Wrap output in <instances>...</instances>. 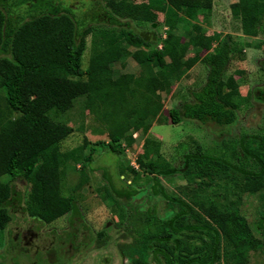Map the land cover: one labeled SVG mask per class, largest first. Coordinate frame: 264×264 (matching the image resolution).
<instances>
[{
  "label": "trees",
  "instance_id": "16d2710c",
  "mask_svg": "<svg viewBox=\"0 0 264 264\" xmlns=\"http://www.w3.org/2000/svg\"><path fill=\"white\" fill-rule=\"evenodd\" d=\"M214 3L106 0L103 9L97 2L92 16L84 20L62 0H0V234L13 221L11 209L16 205H23L29 218L45 225L65 216L70 222L83 216L76 192L89 182L88 172L94 171L95 150L87 155L83 146L64 152L63 143L74 130L56 119L84 99L83 109L106 127L112 154L124 156L126 147L138 143L136 133L144 141L137 161L140 169L130 162L121 164L120 186L104 172L106 184L97 190L117 217L120 233L133 228L134 244L124 249L132 264H221L223 260L248 264L249 252L264 250L263 240L240 211L217 203L218 193L209 200L194 197L187 202L179 193L182 187L174 193L162 183L163 178L180 175L194 179L202 190L222 187L221 167L228 170V177L242 180L238 185L244 193L262 192L264 137L247 134L235 144L225 141L224 149L216 153L194 140L181 143L179 155L170 162L161 144L148 136L164 108L161 93H170L172 83L199 63L208 70L206 83L190 90L189 99L170 110L174 126L197 122L203 127L232 128L240 122L239 110L246 104L264 107V89H252L243 97L244 72L228 75L237 56L231 37L208 35ZM231 13L247 38L264 34V0H237ZM160 15L168 28L165 38L154 27ZM90 36L91 56L84 69ZM126 59L135 62L139 74H117L116 66L125 67ZM260 66L264 71V62ZM71 162L83 169L79 183L68 190V172H78ZM143 175L153 176L147 189L156 201L146 217L154 226L163 213L169 216L157 230L140 235L134 228L136 213L128 206L143 192ZM128 176L131 183L123 179ZM18 178L28 183L27 196L12 185ZM159 203L164 211H157ZM256 228L264 238V211ZM112 231L106 227L98 235L99 241L106 238L102 248L114 241Z\"/></svg>",
  "mask_w": 264,
  "mask_h": 264
},
{
  "label": "rangeland",
  "instance_id": "374dc122",
  "mask_svg": "<svg viewBox=\"0 0 264 264\" xmlns=\"http://www.w3.org/2000/svg\"><path fill=\"white\" fill-rule=\"evenodd\" d=\"M67 7H70L77 18L84 17V20L90 18L93 13L94 5L99 2L102 8L106 0H62ZM136 3H145L149 0H134ZM237 0H215L213 12L210 18V27L208 35L216 32L230 36L233 44L236 46L237 56L232 61L228 75L236 71L244 72V83L241 87L243 97L255 88L264 89V71L261 66L264 62V34L258 38H247L243 35L240 22L232 17L231 5ZM103 9V8H102ZM89 13V14H88ZM201 19V18H200ZM202 20H200L201 22ZM148 26L140 24L139 27ZM157 32L166 37L167 27L164 25L163 15L159 16V24L154 25ZM133 28V26H132ZM88 47L83 58V67L87 68L91 56L92 36L88 38ZM125 67L121 64L116 66L117 74H139V67L131 59L123 61ZM122 62V63H123ZM208 70L201 63L197 64L182 79L173 82L171 91L168 94L161 93L164 108L159 117L154 121L150 130L149 137H152L161 144V151L164 158L168 161H174L179 155V145L181 143H191L193 140L202 145V147L211 153L222 151L225 141H233L235 144L241 137L249 134H257L264 137V107L255 103L246 104L239 110L240 122L232 128H222L217 125L201 126L197 122H187L181 126H174L170 121L169 112L179 102L189 99L188 92L197 90L206 83ZM239 79V77H237ZM161 89V88H159ZM256 91V89H255ZM84 99L78 100V104L73 111L61 115L56 120L67 123L73 128V134L63 143L64 152L72 151L85 146V153L90 155V150L94 149L92 155L93 162L91 167L94 171L88 172L89 182L78 192L77 200L80 204L82 217H77L70 222L69 217L65 216L51 225H45L42 222L31 219L23 210V205L11 209L13 221L5 233L0 234V264H132V260L124 253V249L134 244L133 228L120 233L117 227L118 219L112 213L111 208L102 201L97 190L106 184L104 172L113 181L116 186L122 182L119 178V168L121 164L131 163L134 168L140 169L138 158L143 153L144 141H137L133 148L126 147L124 156L112 154L108 151L107 144L109 136L104 124L99 122L89 111L83 109ZM233 138V140H232ZM87 141V142H86ZM98 142H104L105 146L97 145ZM88 143V144H86ZM87 145V146H86ZM231 145V143H230ZM125 146V144H123ZM192 146V145H191ZM229 146V145H227ZM77 171L70 170L67 175L66 189L71 190L81 180L80 172L82 166L70 163ZM216 167V166H215ZM224 173L222 176V187L202 190L199 185L185 179L183 176H175L172 179H162L163 185L170 192H179L188 202L194 197L200 200L211 199L217 196V203L221 206H233L238 209L250 223L256 237L264 238L258 232L256 225L264 211V190L257 194L244 193L242 180L237 176L228 177V170L219 167ZM141 172V170H140ZM129 183L132 176L124 177ZM153 176L143 175V181L140 182V189L143 192L132 200L128 210L136 213L135 229L140 235L155 231L164 223L169 215L163 213L161 222H150L146 217L149 209L155 206V198L150 195L147 186L151 183ZM8 180V179H6ZM230 182V183H229ZM12 185L16 191L23 197L29 192L28 183L18 178ZM157 211H164L162 205H157ZM108 227L113 231L110 236L114 241L109 248H102L106 238L98 240V235ZM225 252V251H224ZM221 264H226L223 260ZM248 264H264V250L259 252H249Z\"/></svg>",
  "mask_w": 264,
  "mask_h": 264
},
{
  "label": "built area",
  "instance_id": "2783aa9c",
  "mask_svg": "<svg viewBox=\"0 0 264 264\" xmlns=\"http://www.w3.org/2000/svg\"><path fill=\"white\" fill-rule=\"evenodd\" d=\"M134 138L137 139V134L134 135Z\"/></svg>",
  "mask_w": 264,
  "mask_h": 264
},
{
  "label": "clouds",
  "instance_id": "9594fccd",
  "mask_svg": "<svg viewBox=\"0 0 264 264\" xmlns=\"http://www.w3.org/2000/svg\"><path fill=\"white\" fill-rule=\"evenodd\" d=\"M137 134V133H136Z\"/></svg>",
  "mask_w": 264,
  "mask_h": 264
}]
</instances>
